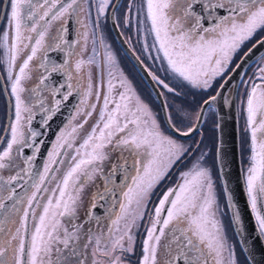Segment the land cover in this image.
Segmentation results:
<instances>
[{"label":"snow or ice","instance_id":"snow-or-ice-1","mask_svg":"<svg viewBox=\"0 0 264 264\" xmlns=\"http://www.w3.org/2000/svg\"><path fill=\"white\" fill-rule=\"evenodd\" d=\"M4 4V28L0 29V47L4 55L0 63L6 64L7 79L11 82V96L14 97V120L6 127L10 135L0 137V170L18 167V159L23 156L25 148H32L29 140L36 141L42 135L25 124L31 125L35 104L31 97L22 98V93L30 91L39 95L41 85L47 76L41 74L39 82L31 89H26L22 81L32 79V73L45 65L38 61L35 67L31 62L46 60L50 50H56L61 44L68 43L63 33L66 18L75 15L81 29L80 40L76 43L86 47L89 40V24L85 22L86 14L83 3L96 6V20L93 22V43L95 45V29L99 27V17L112 7L119 9L113 0H0ZM199 0H144L136 5L135 0L127 6L125 25L132 22L133 11L139 24L147 22V31L153 35V42H145L146 52L155 50L157 55L151 59H159L166 64L165 78L148 71L151 80L158 86V97L164 94L179 95L177 87L171 81H179V87L207 89L217 76L223 77L226 66L237 55L244 44L258 34L264 33V0H208L205 10L223 14L215 17L211 27H205L202 17L193 11L194 3ZM142 17V18H141ZM53 22H59L55 36H50L49 29ZM63 30V31H61ZM49 41H58L51 43ZM102 47L103 41H99ZM257 45H264V38L258 39ZM253 48H249L236 65L239 69L250 56ZM162 53V55H160ZM79 52L75 55L79 56ZM69 56L73 53L69 52ZM96 48L88 60L76 59L75 70L81 73L85 65L95 62ZM105 61L109 66L115 64L110 52H105ZM138 59V58H137ZM20 60L19 65L17 61ZM67 63V62H66ZM18 67V71H16ZM63 69L64 65L53 66ZM47 70V69H45ZM109 76L113 74L109 71ZM68 79L73 74L68 72ZM259 81V82H257ZM244 93V112L246 114L247 131L250 132V161L246 177L247 195L251 211L255 216L261 238H264V205L258 206V200L264 198V66L257 63L253 78L247 82ZM126 90L112 95L115 85L108 81V94L95 93V99H102L98 118L91 131L80 138L76 146L77 132L88 118L97 111L88 97L93 94L91 78H88L86 90L83 91L77 115L84 109V120L81 124L71 126V131H61L56 142L48 153V159L38 179L31 185L17 203L25 205L16 208L15 215L5 220L0 219V264H69L75 257V264H129L136 256V241L133 228L139 227L137 220L144 218L150 198L155 187L168 174L171 168L181 161L190 149L173 136L165 135L155 115L149 107L137 97L132 104V96L128 94L126 81H120ZM223 88L224 85L222 84ZM73 85H68V92L63 96L67 100L72 94ZM55 91V89L53 90ZM221 93L210 96L196 112L195 118L185 113L180 118L165 115L170 130L181 137H188L199 128L205 112L212 107ZM45 112L55 111L61 100H55L54 109H45L44 101H36ZM110 104L112 107H110ZM171 105H162L164 108ZM27 113V116H25ZM52 117L47 115L43 123L47 124ZM75 119V117H73ZM187 121V122H185ZM39 148H36V152ZM112 152L119 156L111 165L109 172H104V163ZM62 157H67L70 164ZM34 155L23 160L15 175H10L4 184L12 185L23 179L21 172L31 175ZM203 154L186 172L181 173V182L175 188H169L162 194L154 207L150 226L145 228V236L136 264H225V251L228 252L227 264H237L234 250L228 246L223 234L222 225L216 219L217 198L211 172L200 165ZM56 165H65L66 170L57 181L54 175L60 171ZM99 173L105 181L104 192L93 194L91 208H96L98 199L103 200L106 193L115 197L116 193L109 185L114 183L117 175L122 176L119 185L118 211L107 227L106 234H93L89 229L84 232L85 242L81 245L79 233L83 225H73V231L61 230V218L75 219L76 205L85 185ZM3 181V176H0ZM55 181L54 188L46 187V182ZM3 185H0V189ZM48 193L41 197L40 193ZM15 196V188L10 189L7 199ZM230 200L231 197L229 196ZM45 201L41 203L40 201ZM4 197H0V210L5 208ZM39 208L40 211H35ZM91 215V212H89ZM32 220L29 231V220ZM239 224V216L235 217ZM121 221H124L121 227ZM62 246V247H61ZM91 246V247H90ZM68 249L61 259V253Z\"/></svg>","mask_w":264,"mask_h":264},{"label":"flooded vegetation","instance_id":"flooded-vegetation-1","mask_svg":"<svg viewBox=\"0 0 264 264\" xmlns=\"http://www.w3.org/2000/svg\"><path fill=\"white\" fill-rule=\"evenodd\" d=\"M130 2L131 0H119L118 10H114L112 7H109L106 10V14L99 17V27L95 29V34H96L95 45L93 43L94 38L92 36V31H93V22L96 20V15H97L96 6L95 3H92L89 13L88 11L89 3L87 2L83 3L82 6L86 10V14L84 15V20L86 23L89 24L88 31L90 34L86 47L82 48L80 47V45L76 43L78 40H80L79 32L81 26L77 22L76 16L73 15L66 18L64 22V27L67 29V31L64 32L63 35H64V39L67 40L68 43L61 44V47L59 49L48 51L46 60H41L40 59L41 54L38 53L37 60L31 62L30 67H35L38 61L43 63L45 67L36 68V70L33 71L32 73V79L22 81L23 86L26 89H31L39 82L38 78L41 74L47 76L48 79L46 80L44 85L40 86V89L38 90L39 91L38 96L33 95L30 91H25L21 94L22 98L26 100L29 97H31L32 103L36 105L34 108V116L32 123L30 126L25 124V129L27 130V128L30 127L33 131H38L42 133V135H40L36 141H32V140L28 141L29 143L33 144V147L24 149L23 156H21L18 159V167H13L10 170L8 169L1 170V176H3V181H1V185H3V188L1 189V197H4L3 202L7 201V197L10 193V189L15 188L16 190L19 187H21L23 183H25L26 180L29 178V174L25 172H21V176L23 177V179L14 182L12 185L4 184V182L7 181L10 175H15L20 170L21 167H25V165L23 164V160L27 156L34 155V159L31 162L33 167L47 135L55 133V135L52 138V141L50 142L46 150L40 173L43 171V166L47 161L48 153L51 151L52 145L56 142L57 136L61 133V131H64L71 124V121L73 120L74 117L73 116L74 112L76 111L77 106L80 105L83 91L86 90L87 70H89V72L91 73L93 82L96 83V86L100 88V92L102 96L105 94V91L108 93L109 79H112V82L115 85L112 95L116 93L117 98L120 92L126 90L124 86H121L120 81L121 80L126 81V84L130 89L128 94L133 98L132 104L133 105L135 104V99L138 97L141 102H143L149 107L151 112L157 118V121L161 126V130L165 132L166 127L162 119L161 108L155 94L151 90V87L147 82V80L144 78L143 74L137 69L134 62L125 54L123 49L120 47L111 29L109 17L112 12L114 25L119 35L125 42L130 52L134 55L135 59L138 60V62L142 65L144 72L147 73V75L149 76L148 71L145 70L147 69L150 70L152 73L158 75L160 78H165L166 73L164 69L166 68V64H162L159 59L154 60L150 58V56L155 57L157 55L155 50H152L149 53L146 52L144 48L145 42H147L149 45H151V43L153 42V35L149 34L147 31L149 27L147 22H145L144 24H139L135 17V11H133L131 24L125 25L124 23V18L127 15V6ZM143 2L144 0H135L136 5H139ZM113 3L114 4L117 3V0H113ZM206 3H208V0H199V2L194 3L193 11L195 14L200 15L202 17L201 23L205 27H211L212 24L215 22V17L217 15L223 14V10H220L219 13L217 12L210 13L209 11L205 10L204 5ZM3 11H4V4L0 2V29L4 28ZM58 28H59V22H53L52 27L49 29L50 36H55L57 34ZM262 35H264V33L258 34L255 38L244 44L240 52L237 55L233 56L231 63L226 66V72L223 75V77L217 76L215 79H213L211 81L210 88L198 89L191 87H179V83H180L179 81H171L173 86L177 87V91L179 92V95L164 94L161 96L164 101V104L168 105L169 103V105H171V103H173L171 107L166 108L167 114L173 116L174 118L182 117L185 114V111L181 110V111L173 112L172 110V108L175 109L180 107L177 104L178 101L187 102L188 103L187 107H193L190 106L189 104L196 102L200 99L205 100L211 95H213L217 87L221 83V81L230 72V70L233 68V66L241 57V55L256 39H258ZM100 40L103 41V45L106 47H102L100 45L99 43ZM49 42L55 43L58 41H49ZM94 46L96 48L95 62L90 65H85L82 72L77 73L75 70L76 59L88 60L90 57L93 56ZM106 51L110 52L111 55L114 57L115 64L112 66H109L105 61L104 55ZM69 52H72L73 55L69 56L68 55ZM77 52L80 53L79 56L75 55V53ZM3 55H4V49L0 47V58H2ZM160 55H162V53ZM19 63L20 60L17 61V65H19ZM257 63H259L260 66H264V55L261 56L257 60V62L254 63L247 70V72L245 73L244 77L240 82L237 93V113H238L240 129L243 136L241 141V154H243V162L241 163V168H242L246 191H247L246 177L248 175V168H246V165L249 167L251 166V161H250L251 139H250V132L246 130L247 129L246 114L243 110L244 109L243 102L245 99L244 97L245 89L246 87H248L246 82L250 78H253V73L256 72L257 70ZM61 64L64 65L63 69H60L58 67L57 71L55 72L51 71L54 65L59 66ZM16 71H18V67ZM109 71L112 72L113 74L112 77L109 76ZM68 72H71L73 74V79L71 80L68 79ZM149 78L151 79L150 76ZM152 82L155 85V82L154 81ZM69 84L73 85V88L71 90L72 94L68 97L67 100H63V96L69 90L68 89ZM214 86L215 87L217 86L216 89L214 90V93L209 95V93L211 92ZM155 87L157 91H159L158 86L155 85ZM10 89H11V82L7 79L6 64L0 63V137H7L10 135V133L6 132L5 129L14 120L15 100L14 97L11 96ZM54 89L55 91H53ZM117 90H119V92H116ZM182 93H185V95H182ZM39 99H42L44 101V108L49 110L56 108L54 103L55 100H61V103L58 106V109L55 110L54 112L53 111L45 112L41 109L40 105L36 103V101ZM204 100H202V103ZM92 102L98 103L100 108L102 99L100 101H97L95 99V96H93L90 100V103ZM9 106H11V108H9ZM200 106L198 107V110L200 109ZM212 110L214 109L211 107L205 112V116L201 122L199 131L190 137L193 138L195 135L200 136L198 144H200L202 139V127L204 126V120L206 119L208 113L212 112ZM26 114L27 113H25V115ZM47 115H51L52 118L48 120L47 124H44L43 121ZM92 126L93 125H90L88 133L91 131ZM37 147L39 148L38 152H36ZM195 150L197 149L195 148ZM62 158L64 159V157ZM114 158L115 157H113L108 163L104 164L105 173L109 172L111 165L113 163L112 160ZM197 161L198 160L194 158L188 157L177 162L171 168L168 174L164 177V179L161 180L160 183L155 187L154 192L150 198V202L148 203L147 209L143 210L145 212L144 218L142 220H137V225H139V227H134L132 230L136 241V256H133L131 258L129 264H136V258L139 256L142 246V240L144 239L145 236V228L150 226L152 213L154 211V207L158 204V200L162 197V194L166 192L169 188H175L176 185L181 182V173L188 171L190 168L193 167L195 163H197ZM199 163L202 167L207 168L211 172L214 183V191L217 198L218 210L216 211V219L222 225L223 234L226 237L227 244L229 247H231L234 250L237 264H244L239 256L241 250L230 223L229 214L227 211L225 199L223 196L222 188L220 185V181L216 169V163H215V167L213 166L211 159L199 160ZM56 167H59V165H57ZM121 180H122V176L117 175L114 178V183L109 185V187H112L114 189L116 193L115 197H113L111 193H106L105 198L103 200L98 199L96 201L97 207L93 209L91 208L93 194L97 192H104V188H105V181L103 176H101L99 173L95 174V178L85 185L84 189L82 190L83 193L80 194V200L77 202L76 205L78 208L76 207L75 219L61 218L63 228H67L70 232L74 230L73 225H83V229L79 233V235L81 236L79 244L82 245L85 242L84 232L89 229L92 231L93 234H99V232H103L106 234L107 227L110 224L111 219L114 218L112 213L119 210L118 205L114 207V204L115 201L119 199V192H120L119 185L121 183ZM48 183L49 181L46 182L45 185L46 187ZM29 191H31V187L26 192ZM25 193L20 198L24 197ZM42 194L43 192L40 193L39 195L41 196ZM17 201L11 205L6 215L13 208V205H15L16 207V205L18 204ZM260 205H264V198L258 200V206ZM89 212H91V215H89ZM68 251H69L68 249L63 250V252L61 253V259H63L65 254H68ZM224 257H225V264H227V258H228L227 251H225ZM75 259H76L75 257H71L69 260V264H75Z\"/></svg>","mask_w":264,"mask_h":264},{"label":"water","instance_id":"water-1","mask_svg":"<svg viewBox=\"0 0 264 264\" xmlns=\"http://www.w3.org/2000/svg\"><path fill=\"white\" fill-rule=\"evenodd\" d=\"M118 1L119 0H117V3ZM109 21L113 35L116 38L118 44L123 49L125 54L134 62L137 69L143 74L144 78L149 83L151 90L155 94L161 108L162 119L167 131L180 139H187L197 133L202 121L200 122L198 130L188 137L178 136V134H175L168 128L164 118L167 114L166 108L162 110V105H165L162 97H158V91L155 85L147 73L144 72L142 65L138 62V60L135 59L134 55L130 52L125 42L119 35L114 25L112 12L110 14ZM262 38H264V35L259 39ZM256 41L250 47H248V49L253 48V45L256 44ZM248 49L245 52H247ZM243 54L241 57H243ZM263 55L264 45H257L255 48H253L250 56L243 63L242 67L237 69L236 65L241 62L240 57L230 72L217 87L213 95H216L218 92L221 93V95L217 97V100L212 105L216 115V169L233 232L240 250L248 264H264V241L260 236L255 217L251 211L243 179L239 152L237 93L240 82L247 70L257 59ZM222 84L224 85L223 88L221 87ZM202 105L203 103L201 106ZM9 108H11V106H9ZM54 135L55 133L47 135L39 151L36 162L31 169V175H29V178L25 183H23L21 187L15 190V196L11 200L7 199V201L4 202L5 208L0 210V219H3V217L9 211L11 205L21 196H23L24 193L31 187L32 183L38 179V174H40L46 150ZM229 196L231 197L230 200L228 199ZM236 215L239 216V224L236 223Z\"/></svg>","mask_w":264,"mask_h":264},{"label":"rangeland","instance_id":"rangeland-1","mask_svg":"<svg viewBox=\"0 0 264 264\" xmlns=\"http://www.w3.org/2000/svg\"><path fill=\"white\" fill-rule=\"evenodd\" d=\"M257 40V39H256ZM255 40V41H256ZM254 41V42H255ZM253 42V43H254ZM258 60V59H257ZM257 60L254 62V63H256L257 62ZM253 63V64H254ZM87 76H86V88H87V84H88V78H89V76H90V78H91V82H92V85H93V94H92V96H90V97H88V101H89V103H90V100H91V98L93 97V96H95V93L97 92V91H99L100 92V88L99 87H97L96 86V83H94L93 82V78H92V75H91V73L89 72V70H87ZM116 92H119V90H117ZM124 92V91H123ZM105 94H108L106 91H105ZM182 95H185V93H182ZM113 96H116V93L113 95ZM92 103H94V104H96V106H97V110L99 109V104L98 103H96V102H92ZM173 103H171V105H172ZM168 105H169V103H168ZM100 107H102V103H101V105H100ZM110 107H112V105L110 104ZM194 108L195 107H179V108H172V110H173V112H175V111H181V110H183V111H185V113H188V114H191V116L193 117V120H194V118H195V114H196V112L198 111V108H196L195 110H194ZM83 111H84V109L82 108V110H81V114L80 115H77V113H76V111L74 112V117H75V119H73L72 121H71V124L65 129V130H67V131H71V126H76V125H79L80 123H82L83 122V120H84V115H83ZM96 113H97V111L96 112H93V115L91 116V117H89L88 118V122H87V124H84L85 126L83 127V128H79L78 129V132H77V139H76V146H78L79 145V143L81 142V140H80V138H82V137H85L87 134H88V131H89V127H90V125H94V123L96 122V120H97V118H98V115H96ZM211 115H212V112H209L208 113V115H207V117H206V119L204 120V126L202 127L203 129H202V139H203V143L200 145V144H198V142H199V138H200V136H198V135H195L193 138H187V139H185V140H182V139H179V138H176V137H174L173 135H171L166 129H165V135H170V136H173V138H175V139H178L179 140V142L180 143H182V144H184V146L185 147H187V148H189L190 149V152L188 153V155H186L183 159H185V158H194V159H196V160H198L200 157H201V155L203 154V159L202 160H204V159H211V148L209 147V139H211V134H210V132L208 131V127H211V129H213V128H215L216 129V125L214 124V119H212V118H210L211 117ZM25 116H27V114L25 115ZM178 118H180V117H178ZM177 118V119H178ZM185 122H187V121H185ZM238 127H239V152H240V161H241V163L243 162V154H241V141H242V132H241V129H240V125H239V119H238ZM204 128H207L205 131H204V133H203V130H204ZM64 130V131H65ZM201 139V140H202ZM197 146V147H196ZM195 148L197 149V150H195ZM118 156H119V153L118 152H112L111 154H110V156H109V159L105 162V163H108L113 157H115L113 160H112V162H114V161H116L117 160V158H118ZM48 159V158H47ZM64 159L67 161V163L68 164H70L71 163V161H68L67 160V157H64ZM104 163V164H105ZM59 169H60V171H57L56 173H54V175L57 177V181L61 178V174H62V172L64 171V170H66V166L65 165H59V167H58ZM246 168H249V166H247L246 165ZM0 176H1V170H0ZM0 185H1V181H0ZM54 186H55V181H49V183H48V185H47V187L49 188V189H51V188H54ZM83 193V191L81 192V194ZM91 194V193H90ZM45 195H48V193H44L43 192V194L41 195V197H43V196H45ZM0 197H1V189H0ZM41 203H44L45 201H43V200H41L40 201ZM25 205H23V204H20V203H18L17 205H16V207H18V208H23ZM77 207V206H76ZM78 208V207H77ZM35 211H37V212H39L40 211V209L39 208H36L35 209ZM15 215V212H14V209L12 208L11 210H10V212L4 217V220H5V224H6V226H10V225H8L7 224V221H8V219H10V218H12L13 216ZM32 223H33V221L30 219V227H29V231H31V226H32ZM123 224H124V221H121V227L123 226ZM63 229V226H62V221H61V230ZM89 264H90V259H89Z\"/></svg>","mask_w":264,"mask_h":264},{"label":"trees","instance_id":"trees-1","mask_svg":"<svg viewBox=\"0 0 264 264\" xmlns=\"http://www.w3.org/2000/svg\"><path fill=\"white\" fill-rule=\"evenodd\" d=\"M259 38H260V37H259ZM252 44H253V43H252ZM252 44H251V45H252ZM251 45H250V46H251ZM247 49H248V48H247ZM216 87H217V86H216ZM216 87L214 86V87L212 88V90H211V92L209 93V95H211V94L214 93V90L216 89ZM205 98H206V97H205ZM197 100H198V99H197ZM202 100H204V99H200V100H198V101H196V102H193V103H191V104H189V105L195 107V108H194V110H195L196 108H198V107L201 105ZM177 104H178V106H180V107H187V106H188V103H187V102H182V101H178ZM210 118L214 119V124L216 125V117H215V111H214V110H212V115H211ZM202 129H203V128H202ZM206 129H207V128H204L203 133H204V131H205ZM166 130H167V129H166ZM208 131H209L210 134H211V139H209V147L211 148V160H212L213 166L215 167L216 129H215V128L211 129V127H208ZM202 137H203V136H202ZM182 140H185V139H182ZM202 143H203V139L201 140L200 145H201ZM239 252H240V250H239ZM239 256H240V258L242 259V261H243L244 264H248V263L246 262L244 256H243L242 252L239 253Z\"/></svg>","mask_w":264,"mask_h":264}]
</instances>
